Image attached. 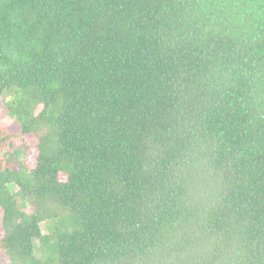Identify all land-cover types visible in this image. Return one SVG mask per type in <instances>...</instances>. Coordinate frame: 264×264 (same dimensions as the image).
<instances>
[{"label": "trees", "instance_id": "1", "mask_svg": "<svg viewBox=\"0 0 264 264\" xmlns=\"http://www.w3.org/2000/svg\"><path fill=\"white\" fill-rule=\"evenodd\" d=\"M0 100L6 264H264V0H0Z\"/></svg>", "mask_w": 264, "mask_h": 264}, {"label": "rangeland", "instance_id": "2", "mask_svg": "<svg viewBox=\"0 0 264 264\" xmlns=\"http://www.w3.org/2000/svg\"><path fill=\"white\" fill-rule=\"evenodd\" d=\"M5 111H6V109L2 105L1 100H0V117H1L0 125L2 127H4L5 129H7L8 131H10V132H16L17 129H18L17 124L11 118H9L8 116L5 115ZM35 153H36V150L34 148H32L28 152V155H27V158H26L28 164L33 165ZM60 178L63 179L64 178V174H61ZM0 235H1V228H0ZM6 263H7V261H6L5 257L3 256L2 252L0 251V264H6Z\"/></svg>", "mask_w": 264, "mask_h": 264}]
</instances>
